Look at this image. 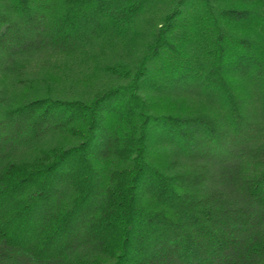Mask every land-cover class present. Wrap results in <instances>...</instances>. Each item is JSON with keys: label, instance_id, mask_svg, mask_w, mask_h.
<instances>
[{"label": "trees", "instance_id": "trees-1", "mask_svg": "<svg viewBox=\"0 0 264 264\" xmlns=\"http://www.w3.org/2000/svg\"><path fill=\"white\" fill-rule=\"evenodd\" d=\"M0 264H264V0H0Z\"/></svg>", "mask_w": 264, "mask_h": 264}]
</instances>
